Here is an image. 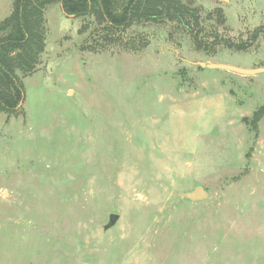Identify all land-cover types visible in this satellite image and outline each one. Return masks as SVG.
<instances>
[{
    "label": "rangeland",
    "instance_id": "1",
    "mask_svg": "<svg viewBox=\"0 0 264 264\" xmlns=\"http://www.w3.org/2000/svg\"><path fill=\"white\" fill-rule=\"evenodd\" d=\"M182 1L202 48L178 22L111 42L92 15L46 6L23 104L0 111V264H264V114L246 121L264 72L196 64L264 68V0ZM198 186L208 199L182 196Z\"/></svg>",
    "mask_w": 264,
    "mask_h": 264
},
{
    "label": "trees",
    "instance_id": "2",
    "mask_svg": "<svg viewBox=\"0 0 264 264\" xmlns=\"http://www.w3.org/2000/svg\"><path fill=\"white\" fill-rule=\"evenodd\" d=\"M61 3L63 11L71 16L92 15L97 24L103 25L104 38L115 42L114 34L131 26L134 21H172L188 29L194 43L202 48L200 39L201 10L182 0H14L12 11L0 20V111L13 114L25 99L24 76L32 74L45 49V9ZM258 30L253 37L256 38ZM128 45V42L126 43ZM231 48L242 49L229 43ZM131 46L130 50H139ZM264 106L257 109L246 121L257 129L263 118Z\"/></svg>",
    "mask_w": 264,
    "mask_h": 264
},
{
    "label": "water",
    "instance_id": "3",
    "mask_svg": "<svg viewBox=\"0 0 264 264\" xmlns=\"http://www.w3.org/2000/svg\"><path fill=\"white\" fill-rule=\"evenodd\" d=\"M196 64H198L200 67L225 69L233 73L245 75V76H253V75H257L259 73L264 72V68H261V67L246 68V67H240L236 65H231L227 63H221V62H213V61H199V62H196ZM182 196L192 201H202V200L208 199L210 194L205 187L198 186L194 188L193 190L184 193ZM119 218H120V215L118 213H110L109 221L105 225V229H109L113 227L117 223Z\"/></svg>",
    "mask_w": 264,
    "mask_h": 264
}]
</instances>
